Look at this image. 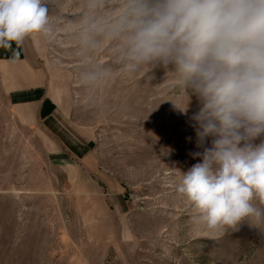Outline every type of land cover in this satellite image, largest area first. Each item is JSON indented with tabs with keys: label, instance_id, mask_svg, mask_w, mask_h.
<instances>
[{
	"label": "rangeland",
	"instance_id": "1",
	"mask_svg": "<svg viewBox=\"0 0 264 264\" xmlns=\"http://www.w3.org/2000/svg\"><path fill=\"white\" fill-rule=\"evenodd\" d=\"M88 3L46 0L48 31L0 47V264H264V223L198 227L177 191L196 98L183 115L172 66L85 47Z\"/></svg>",
	"mask_w": 264,
	"mask_h": 264
},
{
	"label": "clouds",
	"instance_id": "2",
	"mask_svg": "<svg viewBox=\"0 0 264 264\" xmlns=\"http://www.w3.org/2000/svg\"><path fill=\"white\" fill-rule=\"evenodd\" d=\"M116 2L101 15L106 0H89L82 43L113 44L126 70L172 66L183 115L196 98L189 119L203 151L177 186L193 222L221 233L264 223V0ZM48 12L46 0H0V47L48 31Z\"/></svg>",
	"mask_w": 264,
	"mask_h": 264
},
{
	"label": "crops",
	"instance_id": "3",
	"mask_svg": "<svg viewBox=\"0 0 264 264\" xmlns=\"http://www.w3.org/2000/svg\"><path fill=\"white\" fill-rule=\"evenodd\" d=\"M21 87H22V86H21ZM30 103H31V102H27V103H26V102H23V101L13 100L11 104L14 105V107H16V108H17V107H18V108H19V107H20V108H25L23 105H28V104H30ZM10 107H11V105H10Z\"/></svg>",
	"mask_w": 264,
	"mask_h": 264
}]
</instances>
